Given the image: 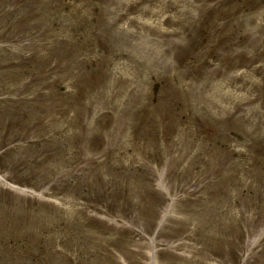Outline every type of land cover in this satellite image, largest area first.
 Wrapping results in <instances>:
<instances>
[{
  "label": "rangeland",
  "instance_id": "obj_1",
  "mask_svg": "<svg viewBox=\"0 0 264 264\" xmlns=\"http://www.w3.org/2000/svg\"><path fill=\"white\" fill-rule=\"evenodd\" d=\"M0 264H264V0H0Z\"/></svg>",
  "mask_w": 264,
  "mask_h": 264
}]
</instances>
